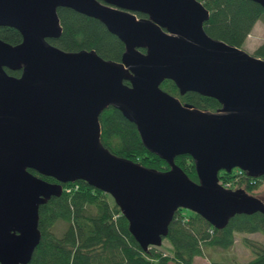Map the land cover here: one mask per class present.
<instances>
[{"label": "water", "instance_id": "95a60500", "mask_svg": "<svg viewBox=\"0 0 264 264\" xmlns=\"http://www.w3.org/2000/svg\"><path fill=\"white\" fill-rule=\"evenodd\" d=\"M252 1L264 11V0ZM57 7L99 20L122 42L119 60L50 43L61 32ZM207 17L199 0H0V26L20 34L15 44L0 39V264L29 261L39 204L76 179L112 197L142 249L161 243L177 208L216 229L234 214L264 213L258 196L217 176L233 167L264 175V57L208 35ZM163 79L219 106L182 102ZM108 106L166 169L101 143L98 115ZM179 154L191 157L196 180L174 163Z\"/></svg>", "mask_w": 264, "mask_h": 264}, {"label": "trees", "instance_id": "16d2710c", "mask_svg": "<svg viewBox=\"0 0 264 264\" xmlns=\"http://www.w3.org/2000/svg\"><path fill=\"white\" fill-rule=\"evenodd\" d=\"M208 10L203 22L204 31L215 38L242 47L246 35L257 19L264 21V11L252 0H199ZM61 32L47 40L64 50L94 49L104 58L119 60L122 42L97 19L68 7H57ZM0 39L10 44L20 41L19 32L10 26H0ZM142 50V48H140ZM253 54L264 57V39ZM19 75V69H7ZM128 83L127 80H123ZM159 86L176 95L180 101L198 107L215 109L213 97L194 91L180 94L170 79ZM100 141L111 152L148 167L166 169L167 163L141 144L135 125L114 107L104 108L98 115ZM173 161L191 179L196 180L194 165L188 154L174 156ZM30 172L37 174L32 169ZM39 175V174H38ZM55 181L50 176L39 175ZM218 182L228 181L231 188L241 187L252 192L264 175L250 177L234 167L229 172L219 170ZM58 196H50L38 206L37 227L39 241L25 264H195L194 256H202L206 249H227L233 243L234 232L264 234V213H239L231 216L226 225L216 229L197 213L177 208L168 224L166 236L158 246L142 249L127 228V220L120 213L112 197L81 179L61 183ZM63 222L60 232H54L57 222ZM166 240L167 245L162 241ZM252 256L239 263L211 258V264H264V244L242 238Z\"/></svg>", "mask_w": 264, "mask_h": 264}, {"label": "rangeland", "instance_id": "374dc122", "mask_svg": "<svg viewBox=\"0 0 264 264\" xmlns=\"http://www.w3.org/2000/svg\"><path fill=\"white\" fill-rule=\"evenodd\" d=\"M264 39V21L257 19L249 33L246 35L244 42L242 43V48H244L249 53H253L254 48ZM255 196H258L264 202V181H260L259 185L249 192ZM64 223L59 221L54 227V232L58 233L63 228ZM247 237L249 239L255 240L259 243L264 244V234L260 232H234L233 243L227 249H206L202 256H194L195 264H211V258L213 259H224L231 263H239L247 260L252 256L249 248L243 243L242 238ZM163 245H167V241H162Z\"/></svg>", "mask_w": 264, "mask_h": 264}, {"label": "built area", "instance_id": "2783aa9c", "mask_svg": "<svg viewBox=\"0 0 264 264\" xmlns=\"http://www.w3.org/2000/svg\"><path fill=\"white\" fill-rule=\"evenodd\" d=\"M239 171H241L240 169H238ZM223 187H230V184L228 181H224L222 184H221Z\"/></svg>", "mask_w": 264, "mask_h": 264}, {"label": "flooded vegetation", "instance_id": "af4514ba", "mask_svg": "<svg viewBox=\"0 0 264 264\" xmlns=\"http://www.w3.org/2000/svg\"><path fill=\"white\" fill-rule=\"evenodd\" d=\"M135 15L138 16V17L145 16V14L144 13H141V12H135Z\"/></svg>", "mask_w": 264, "mask_h": 264}]
</instances>
